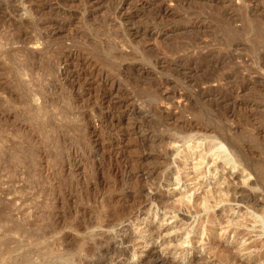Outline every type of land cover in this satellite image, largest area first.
<instances>
[{"label": "rangeland", "instance_id": "rangeland-1", "mask_svg": "<svg viewBox=\"0 0 264 264\" xmlns=\"http://www.w3.org/2000/svg\"><path fill=\"white\" fill-rule=\"evenodd\" d=\"M263 218L264 0H0V264H264Z\"/></svg>", "mask_w": 264, "mask_h": 264}, {"label": "bare ground", "instance_id": "bare-ground-1", "mask_svg": "<svg viewBox=\"0 0 264 264\" xmlns=\"http://www.w3.org/2000/svg\"><path fill=\"white\" fill-rule=\"evenodd\" d=\"M188 140V139H187ZM187 144V143H186ZM188 145V144H187ZM195 146V145H194ZM193 146V147H194ZM204 147H205V150H204V152H195V150H192V148L191 147H189L188 146V150L187 151H185V154H184V157H186V158H188L189 156H191V154H193V153H196V156L198 157L197 159V164H195V165H198L197 166V169L199 168V166L201 165V164H203L204 162V160L205 159H208V162H209V160H211V161H214V160H220V164H221V167H223L224 168V166H231L230 164H233L232 162H231V159H230V156L225 152V150H224V147H222L221 146V144H219V143H214V142H210V141H208L205 145H204ZM194 149V148H193ZM185 150H186V148H185ZM184 151V150H183ZM178 153V152H177ZM183 153V152H182ZM178 160V159H177ZM187 160V159H186ZM206 161V160H205ZM183 162V161H182ZM181 162V163H182ZM208 164V163H207ZM215 164V163H214ZM183 165H184V163H183ZM182 165V166H183ZM206 165V164H205ZM194 167H196V166H194ZM194 167H193V169H194ZM202 167H203V165H202ZM192 169V170H193ZM200 170V169H199ZM198 170V171H199ZM203 170V169H202ZM179 171V170H178ZM201 171V170H200ZM196 172H197V170H195V174H196ZM198 173V172H197ZM206 173H208L207 171H205V175H206ZM169 174V173H168ZM201 174V173H200ZM204 174V173H203ZM170 175V174H169ZM177 176V175H176ZM179 176V175H178ZM201 178H202V176H201ZM167 179V178H166ZM176 180H177V177H172V182H176ZM207 191V190H206ZM219 191V190H218ZM215 192H217V191H215ZM211 193V192H210ZM212 194H214V193H212ZM216 195V194H215ZM220 195V194H219ZM180 197L179 198H177L176 200H177V202L178 203H181V205H183V207L184 208H189L191 205L192 206H197V207H199L200 208V210L201 211H206L208 208H209V206H210V202H209V199L211 198L210 196L211 195H209V191H207L206 192V194H204V196L203 197H194V196H197V195H190V194H185V193H181V195H179ZM214 197V196H213ZM216 197V196H215ZM197 199H198V201H197ZM215 199V198H214ZM218 199V198H217ZM220 199V198H219ZM215 201V200H214ZM218 201V200H217ZM176 206V205H175ZM178 207H179V205H178ZM196 207V208H197ZM175 208V207H174ZM170 209V208H169ZM197 211V210H196ZM208 214V213H207ZM206 219H210V218H206ZM264 219V218H263ZM176 229V228H175ZM197 229H198V227H197V225H196V228L195 227H192V228H190V230L188 231V232H195V231H197ZM200 231V230H199ZM203 231V230H202ZM188 232L186 231V234H185V236H183V238H182V240L183 241H186L187 240V238H188ZM197 233V232H196ZM200 233V232H199ZM199 233H197V234H199ZM202 233V232H201ZM159 236V235H158ZM148 237V236H147ZM154 250L153 249H149V251L148 252H146V254L145 255H148V256H150V254L153 252ZM151 257V256H150ZM147 258V257H146ZM147 261V260H146ZM169 262V261H168Z\"/></svg>", "mask_w": 264, "mask_h": 264}]
</instances>
